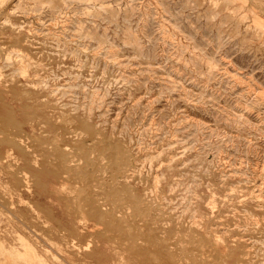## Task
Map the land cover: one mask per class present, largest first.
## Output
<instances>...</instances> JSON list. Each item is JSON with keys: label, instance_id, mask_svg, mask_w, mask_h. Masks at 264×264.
I'll return each mask as SVG.
<instances>
[{"label": "rangeland", "instance_id": "1", "mask_svg": "<svg viewBox=\"0 0 264 264\" xmlns=\"http://www.w3.org/2000/svg\"><path fill=\"white\" fill-rule=\"evenodd\" d=\"M145 261L264 264V0H0V264Z\"/></svg>", "mask_w": 264, "mask_h": 264}, {"label": "bare ground", "instance_id": "2", "mask_svg": "<svg viewBox=\"0 0 264 264\" xmlns=\"http://www.w3.org/2000/svg\"><path fill=\"white\" fill-rule=\"evenodd\" d=\"M82 132H83V131H82ZM86 132H87V131H86ZM83 134H84V133H83ZM85 135H86V134H85ZM75 136H76V135H75ZM78 136H79V135H78ZM83 136H84V135H83ZM93 136H94V135H93ZM93 138H94V137H93ZM96 138H97V137H96ZM96 140H97V139H96ZM70 142H71V141H70ZM101 144H102V143H101ZM101 144H99V146H100ZM64 145H65V144H64ZM95 145H96V144H95ZM36 146H37V145H36ZM42 146H43V145H42ZM112 146H113V145H112ZM45 147H46V145H45ZM76 147H77V146H76ZM102 147H103V146H102ZM48 148H49V147H48ZM81 148H82V147H81ZM85 148H86V147H85ZM55 149H56V148H55ZM55 149H54V150H55ZM72 149H73V148H72ZM35 150H36V149H35ZM48 150H49V149H48ZM54 150H53V152H54ZM75 150H76V149H75ZM79 150H80V149H79ZM104 150H105V149H104ZM50 151H51V150H50ZM59 151H61V150H57L56 152H59ZM63 151H64V150H63ZM111 151H112V150H111ZM41 152H42V151H41ZM47 152H48V151H47ZM73 152H74V151H73ZM85 152H87V151H85ZM102 152H103V150H102ZM113 152H114V151H113ZM119 152H120V151H119ZM62 153H65V151L62 152ZM62 153L59 154V157H60V155H62ZM99 153H100V152H99ZM53 154H54V153H53ZM111 154H112V153H111ZM117 154H118V153H117ZM50 155H51V154H50ZM63 155H66V154H63ZM119 155H120V154H119ZM44 156H45V155H44ZM69 156H70V155H69ZM69 156H68V158H69ZM95 156H96V155H95ZM107 156H108V155H107ZM49 157H50V156H49ZM61 157H62V156H61ZM61 157H60V158H61ZM100 157H101V156H100ZM125 157H126V156H125ZM125 157H124V158H125ZM57 158H58V157H57ZM68 158H67V159H68ZM90 158H91V157H90ZM58 159H59V158H58ZM62 159H63V158H62ZM62 159H61V160H62ZM65 159H66V157H65ZM67 159H66V161H67ZM63 160H64V159H63ZM63 160H62V161H63ZM115 160H116V159H115ZM115 160H114V161H115ZM117 160H118V159H117ZM117 160H116V161H117ZM122 160H123V159H122ZM44 161H45V160H44ZM66 161H65V162H66ZM46 162H47V161H46ZM65 162H64V163H65ZM68 162H69V161H67V162L65 163V164H67V165H65V167H66L67 169H68V167H72V166L69 164L70 162H69V163H68ZM112 162H113V161H112ZM61 163H62V162H61ZM71 163H72V161H71ZM96 163H97V162H96ZM120 163H121V162H120ZM120 163H119V164H120ZM125 163H126V162H125ZM86 164H87V163H86ZM51 165H52V164H51ZM53 165H54V164H53ZM109 165H110V164H109ZM121 165H122V164H121ZM42 166H43L45 169H49V167H48L49 165L46 164V163H44ZM54 166H55V165H54ZM61 166H64V165H61ZM73 166H74V165H73ZM78 166H79V165H78ZM92 166H93V165H92ZM55 167H56V166H55ZM65 167H64V168H65ZM94 167H95V166H94ZM106 167H107V166H106ZM57 168H58V167H57ZM59 168H60V166H59ZM74 168H75V167H74ZM109 168H110V167H109ZM121 168H122V167H121ZM54 169H56V168H54ZM61 169H62V168H61ZM67 169H66V170H67ZM69 169H70V168H69ZM69 169H68L67 171H70V170H71V169H70V170H69ZM75 169H76V168H75ZM83 169H85V168H83ZM112 169H113V168H112ZM123 169H124V168H123ZM57 170H58V169H57ZM78 170H79V169H78ZM113 170H114V169H113ZM61 172H62V171H61ZM95 172H96V171H95ZM97 172H98V170H97ZM78 173H79V172H78ZM89 173H90V172H89ZM110 173H111V172H110ZM115 173H116V172H115ZM83 174H84V173H83ZM85 174H86V173H85ZM104 174H105V173H104ZM113 174H114V173H113ZM107 175H108V174H107ZM119 175H120V174H119ZM64 176H65V175H64ZM73 176H74V174H73ZM93 176H94V175H92V177H93ZM102 176H103V175H102ZM117 176H118V175H117ZM97 177H98V175H97ZM100 177H101V176H100ZM111 177H112V176H111ZM65 178H66V177H65ZM76 178H77V177H76ZM83 179H85V178H83ZM86 189H87V188H86ZM116 189H117V188H116ZM82 191H83V190H82ZM121 191H122V189H121ZM94 192H95V191H94ZM128 192H129V190H128ZM155 192H156V191H155ZM75 193H76V192H75ZM129 193H130V192H129ZM104 195H106V194H104ZM75 196H76V195H75ZM80 196H81V195H80ZM83 196H84V195H83ZM91 196H92V195H91ZM85 197H86V196H85ZM123 197H124V196H123ZM82 198H83V197H82ZM89 199H90V198H89ZM93 199H94V198H93ZM95 199H96V198H95ZM96 200H97V199H96ZM133 200H134V199H133ZM97 201H99V200H97ZM80 202H83V201L80 200ZM85 202H90V203H89V206L87 207V210H85L86 208H85V209L82 208V209L84 210V212H85V211H88L89 214H90L91 216H93L94 218L104 220V221L106 222V224H108V225H114L113 222H110V220H107L108 218H107L106 215L101 211V207L99 206V204H98L96 201H93V200H92V202H91V201H87V200L85 201V200H84L83 203L85 204ZM94 202H96V203L98 204V206H97V204H95ZM100 202H101V201H100ZM105 202H106V201H105ZM83 203H82V205H84ZM77 204L79 205V203H76V205H77ZM128 204H129V203H128ZM132 204H133V203H132ZM143 204H146V203L143 202ZM78 205H77V206H78ZM80 205H81V204H80ZM82 205H81V206H82ZM87 205H88V204H87ZM87 205H85V207H86ZM103 206H105V205L103 204ZM144 206H146V205H144ZM78 207H79L78 209H79V211H80V210H81V209H80V206H78ZM98 207H100V209H99ZM142 207H143V206H142ZM146 207H148V206H146ZM107 209H108V208H107ZM83 210H81V211H83ZM102 210L104 211V210H106V209H102ZM112 210H113V209H112ZM123 210H124V209H123ZM129 210H130V209H129ZM81 211H80V212H81ZM109 211H110V209H109ZM133 211H134V210H133ZM88 212H87V213H88ZM106 212H107V211H106ZM87 213H86V214H87ZM109 213H110V212H109ZM128 213H129V212H128ZM160 213H161V212H159V214H160ZM132 214H133V213H132ZM144 214H145V213H144ZM154 214H155V213H154ZM90 215H89V216H90ZM107 215H108V213H107ZM87 216H88V214H87ZM115 216H116V215H115ZM110 219H111V218H110ZM151 220H152V219H151ZM111 221H112V220H111ZM118 221H119V219H118ZM124 221H125V220H124ZM148 222H150V221L148 220ZM152 222H153V221H152ZM152 222H151V223H152ZM155 222H156V221H155ZM155 222H153V224H154ZM145 223H146V222H145ZM153 224H151V226H152ZM157 225H158V224H157ZM153 226L155 227V224H154ZM153 226H152V227H153ZM160 226H161V225H160ZM154 227H153V229H154ZM149 228H150V227H149ZM155 228H156V227H155ZM157 228H158V227H157ZM163 228H164V227H163ZM175 229H176V228H175ZM155 230H156V229H155ZM118 231H119V230H118ZM108 232H109V231H108ZM112 233H113V232H112ZM119 234H120V233H119ZM178 234H179V233H178ZM166 238H167V236H166ZM156 240H157V239H156ZM162 241H163V240H162ZM190 242H191V241H190ZM194 243H195V242H194ZM185 248H186V247H185ZM170 249H171V248H170ZM180 250H181V249H180ZM143 251H145V250H143ZM143 251H140V252L138 253V255H139V256H142V257H145V254H147V252H143ZM171 251H172V250H171ZM136 252H137V251H136ZM31 253H32V252H31ZM174 254H176V253H174ZM187 254H188V253H187ZM179 255H180V254H179ZM179 255H178V256H179ZM34 256H35V255H34ZM183 256H184V255H183ZM185 256H186V254H185ZM31 257H32V256H31ZM186 257H187V256H186ZM188 257H189V256H188ZM198 257H199V256H198ZM173 258H174V257H173ZM192 258H193V257H192ZM192 258H191V259H192ZM32 259H33V258H32ZM185 259H186V258H185ZM196 259H197V258H196ZM187 260H188V258H187ZM151 261H152V260H151ZM193 261H194V260H193ZM189 262H190V261H189ZM158 263H159V262H158ZM144 264H149V262L145 261ZM166 264H167V263H166Z\"/></svg>", "mask_w": 264, "mask_h": 264}]
</instances>
